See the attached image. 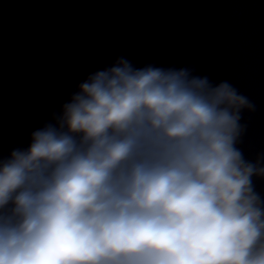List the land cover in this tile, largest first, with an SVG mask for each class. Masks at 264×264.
I'll list each match as a JSON object with an SVG mask.
<instances>
[{
    "label": "clouds",
    "instance_id": "9594fccd",
    "mask_svg": "<svg viewBox=\"0 0 264 264\" xmlns=\"http://www.w3.org/2000/svg\"><path fill=\"white\" fill-rule=\"evenodd\" d=\"M227 82L125 58L0 159V264H264V157Z\"/></svg>",
    "mask_w": 264,
    "mask_h": 264
},
{
    "label": "water",
    "instance_id": "95a60500",
    "mask_svg": "<svg viewBox=\"0 0 264 264\" xmlns=\"http://www.w3.org/2000/svg\"><path fill=\"white\" fill-rule=\"evenodd\" d=\"M119 58L232 85L255 106L236 147L264 157V0H0V159ZM252 182L264 201V176Z\"/></svg>",
    "mask_w": 264,
    "mask_h": 264
}]
</instances>
